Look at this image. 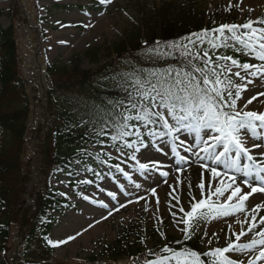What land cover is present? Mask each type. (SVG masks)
<instances>
[{
    "label": "rangeland",
    "instance_id": "1",
    "mask_svg": "<svg viewBox=\"0 0 264 264\" xmlns=\"http://www.w3.org/2000/svg\"><path fill=\"white\" fill-rule=\"evenodd\" d=\"M258 1L111 0V3L102 4L105 8L102 11L101 8H92L100 3L99 0H26V6L22 5V0H0V27H15L19 72L30 100L23 138L10 142L5 135L0 134V139L4 137V148L7 147L4 160L13 169L7 174L5 184L13 194L20 196L22 192V200L16 213L18 221L12 226L5 253L0 252V264L2 261L15 264L11 254L19 245H22V252L17 264L24 263L28 233L26 218L40 209L38 198L42 199L41 196L46 194L47 186L72 203L70 210L58 216V222L49 233V240L55 243L75 237L67 243L53 246L54 252L48 264H93L91 259H96V264H134L139 253L180 240L185 236L182 229L186 227L182 222L184 212L180 211L181 207L187 212L191 210L192 203L207 199L209 184L214 190L219 179L229 183L223 176L216 181L211 180L210 172L200 167L202 163L209 167L216 166L219 171L236 176L234 186L243 187L241 194L248 195L244 202L247 212L257 205H264V192H252L250 187L241 183L242 180H248L253 186H260L254 175L245 177L242 172H234L222 164L212 165L208 160H201L204 153L196 146V134L188 130H181L174 139L169 136L152 137L144 134L140 128L142 135L137 138V142L143 140L144 145L138 142L139 152L127 148L113 149L105 144H90L89 150L107 155L115 163L116 169L119 166L121 171L116 170L114 174L100 178L98 187L89 189L73 185L67 176L52 173L44 151L51 126L48 113V93L54 88L52 77L48 73L51 66L72 67L74 62H79L83 69L93 71L111 61L119 63L114 46L121 42H146L149 35L158 29L161 20L159 12L168 4L172 5L168 11L171 10L170 14L176 19L188 21L195 16L205 17L215 20L221 26L242 25L249 20L255 22L261 16L264 17V0ZM39 36L44 47L42 58L45 78L47 83L50 82L44 100L40 99V89L26 77L29 63L24 52L30 46V40L35 43L40 41ZM197 47L201 48L202 53L206 49L211 56L217 54L208 44ZM88 52L91 54L87 55ZM144 55L153 60L165 58L155 51H147ZM246 59V63L250 65H264V62L251 56ZM213 62L218 64L215 60ZM228 66L231 67V72L225 71L224 75L233 81L230 88L233 98L235 99L237 86L243 89L240 98L236 100V110L264 113V74L257 73L253 76L250 73L254 68L245 71L232 67L231 64ZM236 72L244 79L237 77ZM249 100L252 102L248 103ZM43 109H46L50 118L48 123ZM165 115L170 124H175L166 112ZM258 132L260 139H253L249 131H242L240 135L259 164L264 160V149H252L256 144H261L264 148V130L258 129ZM189 148L190 151L187 150ZM19 149H22L20 156ZM217 151H222V148ZM231 155L235 158L234 154ZM133 156L136 158L133 159ZM140 163H147L149 170L141 171ZM247 163L242 156L241 168ZM162 172H167L168 175L162 176ZM78 176L80 179L85 178L82 171L78 172ZM201 179L205 183L203 195L198 187ZM230 192L231 190L225 195ZM220 202H224V197L220 198ZM232 203H236V200ZM246 216V212H239L210 222L200 220L193 224L190 232L200 243L202 252L225 248L229 240L233 243H250L253 238V233L247 232L252 222L250 216H247L249 223L243 225L247 235L242 236L239 241L233 235V232L240 233L241 224L237 221H244ZM261 217H264V207L258 209V227L255 231L264 228V225L258 223ZM127 230L129 236L125 235ZM255 238L259 239L258 236ZM130 254L135 255L133 259ZM256 254L258 253L255 251H230L225 256L247 264ZM257 264H264V260L257 261Z\"/></svg>",
    "mask_w": 264,
    "mask_h": 264
},
{
    "label": "trees",
    "instance_id": "2",
    "mask_svg": "<svg viewBox=\"0 0 264 264\" xmlns=\"http://www.w3.org/2000/svg\"><path fill=\"white\" fill-rule=\"evenodd\" d=\"M92 8H101L105 11L101 3ZM171 8L172 5L168 4L161 9L159 27L149 35L146 42L143 40L121 42L114 46V53L117 54L119 63L111 61L93 71L83 69L79 62H74L72 67L53 65L49 68L48 73L52 77L54 88L48 93L51 126L44 151L52 173L67 176L73 185L85 189L97 186L100 178L114 173L115 165L109 157L89 150L88 146L97 143L114 149L127 148L126 142L136 141L135 135L115 142L111 139V136L115 135L114 121L119 113L124 112L123 104L128 102L127 98L132 92L133 78L137 76L144 78L149 73L182 65V61L178 58L165 57L153 60L147 58L144 53L154 51L158 41L161 44L181 41L192 33H199L205 29L211 32L212 29L220 27L215 20L205 17L195 16L188 21H182V18L176 19L170 14L171 10L168 11ZM225 34L229 35L227 32ZM213 35L219 34L213 33ZM16 42L14 25L7 29L0 27V134L5 135L10 142L13 139L23 138L30 112V100L19 72ZM161 51L167 49L162 48ZM215 52L219 56H231L240 63L245 61L242 57L244 51L239 45L220 47L215 49ZM211 58L216 62H224L217 61L215 56ZM224 77L226 76L223 72L221 78ZM137 127L141 126L137 125ZM101 130L103 135L100 134ZM144 130V133H148L149 130L163 132L159 124H150ZM3 143L2 136L0 139V252L5 253L12 226L18 221L16 213L22 200V192L20 196L13 194L5 184L6 176L12 168L7 166L4 160L7 147L4 148ZM19 150L20 156L22 149ZM79 171L85 174V178H79ZM41 198H38L40 209L26 218L28 233L24 251L25 261L22 264H48L54 252L53 246L49 244V233L53 225L58 222V216L72 207L71 202L58 196L49 186L46 194ZM125 235L129 236L128 230ZM165 246L178 252L185 249L195 251L204 264H211L214 259L201 251L199 242L193 238L191 232L190 238L185 235L180 240L169 242ZM165 246L139 253V258L134 264H146L147 261H156L159 257L169 255L162 252ZM134 256L132 255L131 258L133 259ZM31 260L33 262H30ZM91 260L96 264V259ZM2 264L9 262L2 261ZM170 264H175V261H170Z\"/></svg>",
    "mask_w": 264,
    "mask_h": 264
},
{
    "label": "snow or ice",
    "instance_id": "3",
    "mask_svg": "<svg viewBox=\"0 0 264 264\" xmlns=\"http://www.w3.org/2000/svg\"><path fill=\"white\" fill-rule=\"evenodd\" d=\"M99 2L107 4L111 3V0H99ZM254 23L264 24V19L257 22L249 20L242 25L224 24L219 28L212 29L211 32L205 29L199 33H192L182 38L181 41L167 44L156 42L157 47L154 51L157 55L178 58L182 61V65L175 68L169 67L161 72L149 73L144 78L139 76L133 78L132 92L129 93L128 102L126 104L121 102L124 112L119 113L114 121L115 135L111 136L112 141L123 140L132 135L139 138L142 133L137 125L148 128L150 124H159L165 130L163 132L149 130L148 135L152 137L169 136L175 139L176 134L181 130L195 132L196 146L199 147L200 152L204 153L200 157L201 160H208L212 165L222 164L234 172H242L245 177L254 175L260 186H253L252 182L248 180H242L241 183L250 187L252 192H264V160L259 164L256 162V158L250 154L249 148L245 146V141L240 135L242 131H249L253 139H260L258 129L264 130V113L237 111L236 100L240 98L243 89L237 86L234 99L230 91L233 81L229 77L221 79V73L231 72V67L227 64L229 61L232 67L242 68L245 71L254 68L255 70L250 73L253 76L257 73L264 74V65L257 67L249 63L241 64L231 56H217V61L225 63L216 65L208 50L204 49L201 55V48L197 47V45L202 46L207 43L211 49L215 50L220 47H230L233 44L239 45L242 51L264 62V27H254ZM226 32L229 35H226ZM213 33L219 35L216 36ZM162 48L167 51H161ZM235 75L241 80L244 79L239 72H236ZM226 91L227 96H225ZM251 102V100L248 101V103ZM165 112L175 121V124L169 123ZM100 134H104L103 130ZM138 142L140 145H144L143 140ZM261 146V144L254 145V147ZM125 147L134 149L136 152L140 151L136 141L126 142ZM218 148H222V151H217ZM231 154H234L235 158ZM242 156L248 161L243 168H241ZM200 167L210 172L211 180L216 181L223 176L230 182L226 184L224 179H219L214 190L209 184L207 199H200L198 202L192 203L191 210L187 212L181 207L180 211L184 212L182 222L186 225L182 231L186 237L190 238V230L197 220L210 222L219 217L246 212L252 221L247 229V232L253 233L250 243L240 244L229 240L227 247L216 248L205 255L214 258L211 264H244L243 261L237 262L228 259L225 253L230 251L257 252L258 254L248 260L247 264H257V261L264 260V228L255 231L258 227L256 223L258 209L264 205H257L247 212L244 202L248 199V195L241 194V187L234 186L236 176L229 175L228 172H221L216 166L209 167L202 163ZM139 169L148 171L149 165L140 163ZM117 171H121L119 166H117ZM161 175L166 177L168 173L162 172ZM198 187L203 195L205 192L203 179L200 180ZM230 190V194L225 195ZM153 194H155L154 190ZM109 195L112 194L109 193ZM213 197L216 199L213 200ZM221 197H224L223 203L220 202ZM234 199L236 203H232ZM193 200H196V197H193ZM203 209L207 211H202ZM247 216L244 221H237L241 224V231L239 234L233 232L236 241L247 235L243 229V225L249 223ZM258 223L264 225V217H261ZM229 229L231 230V225H229ZM257 236L259 239L255 238ZM71 239H75V237L68 238V240ZM68 240L55 243L49 241V244L55 247L67 243ZM162 252L169 255L159 257L156 261H147L146 264H170V261H175V264H204L200 255L189 249L178 252L165 246Z\"/></svg>",
    "mask_w": 264,
    "mask_h": 264
},
{
    "label": "bare ground",
    "instance_id": "4",
    "mask_svg": "<svg viewBox=\"0 0 264 264\" xmlns=\"http://www.w3.org/2000/svg\"><path fill=\"white\" fill-rule=\"evenodd\" d=\"M257 2L259 1L257 0ZM22 5L26 6V0H22ZM39 40L40 41L36 43L33 42V40H30V44H29L30 46L24 50V52L27 54L26 58L29 63L26 77L29 80V82L33 83L35 86H37L40 89L42 93H44L46 89L49 87V84L46 82L45 72H44L45 68L43 66L44 61L42 56H43L44 47L40 37ZM252 149L260 151L263 150L264 148L253 147ZM225 179L227 180V182H230L226 177ZM236 185H238V183ZM241 189L244 190L243 187H241ZM21 252H22V245H19L13 250L11 254L12 261L15 262V264H17L18 262Z\"/></svg>",
    "mask_w": 264,
    "mask_h": 264
},
{
    "label": "water",
    "instance_id": "5",
    "mask_svg": "<svg viewBox=\"0 0 264 264\" xmlns=\"http://www.w3.org/2000/svg\"><path fill=\"white\" fill-rule=\"evenodd\" d=\"M40 99H42V100L45 99V92H44V93L41 92V97H40ZM43 112H44V115H45V121L48 123V122L50 121V118H49V116H48L47 113H46V109H43Z\"/></svg>",
    "mask_w": 264,
    "mask_h": 264
}]
</instances>
